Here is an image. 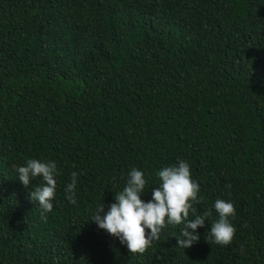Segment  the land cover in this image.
Instances as JSON below:
<instances>
[{"label":"trees","instance_id":"trees-1","mask_svg":"<svg viewBox=\"0 0 264 264\" xmlns=\"http://www.w3.org/2000/svg\"><path fill=\"white\" fill-rule=\"evenodd\" d=\"M33 158L57 165L47 219L28 196L42 179L18 180ZM181 159L189 219L212 210L190 248L182 224L133 254L90 221L132 168L148 202ZM0 264H264V0H0Z\"/></svg>","mask_w":264,"mask_h":264},{"label":"clouds","instance_id":"clouds-1","mask_svg":"<svg viewBox=\"0 0 264 264\" xmlns=\"http://www.w3.org/2000/svg\"><path fill=\"white\" fill-rule=\"evenodd\" d=\"M19 182L27 189L31 181L41 178L43 183L28 193L30 201H37L41 216L47 219L46 213L53 210L58 175L55 161L28 159L24 166L17 169ZM160 180L158 187L152 192V199L145 202L141 199L146 190L147 181L142 171L132 168L128 173L123 190L114 195V203L108 206L101 204L91 217L97 227L125 245L128 252L143 254L153 241L160 238L161 230L168 225H183L177 246L190 248L198 242V228H203L206 219L211 217L212 210H206L202 215L189 219L190 210L195 212L192 202L197 201L200 191L199 184L191 177V169L187 161L181 159L176 165L163 167L157 172ZM77 184V173H72L71 183L66 186L67 199L75 205L74 189ZM230 188V185H226ZM213 208L218 215L210 228L209 238L220 246L231 244L235 228L230 217L235 216L234 204L224 199H217ZM146 229L149 230L146 232ZM243 252V247H241Z\"/></svg>","mask_w":264,"mask_h":264}]
</instances>
